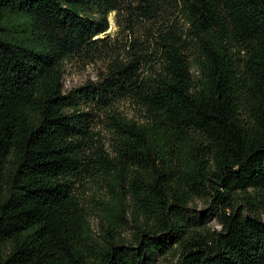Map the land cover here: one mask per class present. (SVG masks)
Listing matches in <instances>:
<instances>
[{
	"label": "trees",
	"instance_id": "trees-1",
	"mask_svg": "<svg viewBox=\"0 0 264 264\" xmlns=\"http://www.w3.org/2000/svg\"><path fill=\"white\" fill-rule=\"evenodd\" d=\"M173 253L264 264V0H0V264Z\"/></svg>",
	"mask_w": 264,
	"mask_h": 264
},
{
	"label": "rangeland",
	"instance_id": "rangeland-1",
	"mask_svg": "<svg viewBox=\"0 0 264 264\" xmlns=\"http://www.w3.org/2000/svg\"><path fill=\"white\" fill-rule=\"evenodd\" d=\"M110 21L111 28L109 31L114 33L118 28L115 22V13H112L110 15ZM96 74L97 69L94 65H89L86 69L80 65H70L66 74V87L71 88L72 86L80 85L84 83L88 78L95 79ZM120 110H122L123 113H127L131 117L136 115V110L131 103H123L120 106ZM103 134H106L105 131L103 132ZM158 141L163 144V140L161 138H159ZM107 190L108 186L106 184V181H104L102 178H98L93 182H88L84 185V187L80 188L81 200L88 206L94 205L96 208L98 204L95 202V200L99 198H105L108 193ZM190 206L193 209H196L194 213L199 214L203 212L206 208L210 207V196L197 197L193 200ZM92 225L93 228L98 231V229L100 228V221L98 215H94V217L92 218ZM207 226L211 227L212 229L221 228L218 224L216 217L214 216L211 217V221L207 224ZM123 234L127 237H131L133 234V230H123ZM178 258L179 257L177 256V254L173 253L165 257H161L157 264H176Z\"/></svg>",
	"mask_w": 264,
	"mask_h": 264
}]
</instances>
